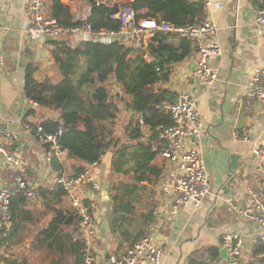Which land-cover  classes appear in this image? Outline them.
<instances>
[{
    "label": "crops",
    "instance_id": "0c3cea01",
    "mask_svg": "<svg viewBox=\"0 0 264 264\" xmlns=\"http://www.w3.org/2000/svg\"><path fill=\"white\" fill-rule=\"evenodd\" d=\"M211 1L212 7L203 10V20L211 21L216 26L213 40L220 48L219 55L208 59V65L215 73L214 83L206 88L198 78L192 77L196 64L193 51L184 61L170 66L169 79L161 85L175 95L186 92L196 100L202 135L195 147L206 167L209 193L198 206L182 207L176 215H170L171 194L163 192L162 184L170 180L173 167L157 155L154 163L161 167L159 178L150 185H141L152 203L150 222L144 223L141 214H135L125 217L122 227L116 229L112 186L123 182L113 175L112 153L106 152L93 170L99 191L94 194L89 187L82 188L85 198L95 201L99 214L92 245L94 264H110V257L122 253L143 236L150 237L165 249L162 264H190V259L204 264H226L227 259H222L219 251L223 249L224 238L232 234L239 235L243 241L238 264H264V253L255 254L256 244L264 246L260 230L237 215L238 210L251 202L249 190L261 193L264 199V163L251 161L254 146L264 138V107L247 98L253 73L264 65V26L256 23V10L264 0ZM25 2L0 0V130L17 135L14 141L0 139V143H5L8 150L23 163L22 169L15 171L0 160V189L20 175L37 196L26 201L24 210L17 211L9 233L5 236L0 233V249L10 247L12 250L1 255L0 259L5 258L14 264H75L68 255L50 254L34 247L38 235L52 219L39 189L50 190L53 185L50 168L44 159V148L33 135L24 131L23 124L58 121L59 111L42 106L32 107L24 95V77L29 66L34 68L33 79L37 83L49 80L55 85L62 80V76L52 59L53 42L56 41L30 39L25 35L28 27ZM59 2L68 9L67 13H59V19L63 22L73 23L75 12L90 8L82 0ZM102 2L119 6L128 0ZM53 7L51 0H45L48 17H52ZM85 41L88 40L81 35L57 40L71 48ZM145 42L148 44L149 40ZM169 42L175 47L179 44L177 39ZM123 43L135 49L129 41ZM106 86L111 100L118 107L117 118L125 119L126 125L134 116L124 108L125 97L119 85L110 78ZM141 128L145 141L148 132ZM244 131L246 141L242 140ZM123 134L124 130L118 136L123 137ZM232 156L237 160L230 174ZM80 165L79 161L66 159L62 163L63 172L71 176L73 167ZM63 201L64 206L70 209L65 197ZM140 203L143 204L142 198ZM62 230L70 233L73 228L62 227ZM211 248H217L218 258L210 257L208 251ZM0 264H4L2 260Z\"/></svg>",
    "mask_w": 264,
    "mask_h": 264
},
{
    "label": "trees",
    "instance_id": "16d2710c",
    "mask_svg": "<svg viewBox=\"0 0 264 264\" xmlns=\"http://www.w3.org/2000/svg\"><path fill=\"white\" fill-rule=\"evenodd\" d=\"M51 1L54 4L52 18L65 27L76 25L61 21L59 13H67L68 9L59 0ZM82 1L90 6L88 23L93 31H118L119 23L112 20L118 9L117 4L102 0ZM131 6L136 12V21L154 19L184 26L200 22L204 16L202 4L192 0H133ZM173 39L179 41L177 47L169 42ZM53 45L52 59L62 80L55 85L49 80L37 83L33 79L34 68L29 66L24 77L25 97L38 106L59 111L58 121H45L41 125L46 132L62 129L59 144L67 152L66 159L82 164L73 167L71 176L79 175L85 167L95 162L99 164L106 152L112 153V173L123 182L112 186V210L117 215L114 227L121 228L125 217L135 214H141L142 221L148 224L152 203L145 187L141 185H150L160 176L161 167L154 163L157 154L151 150L156 143L154 130L160 125H169L164 105L176 97L161 85L169 79L170 66L192 54V42L157 33L147 45V53L152 58L149 63L142 58V51L117 40L109 44L85 41L75 48L57 41ZM110 78L119 85L125 97L124 108L133 116L141 114L142 127L148 132L145 141L142 128L132 117L124 126L123 137L116 135L118 107L111 100L106 86ZM53 168L64 169L55 162ZM39 194L52 219L38 235L35 249L50 254H65L73 258L75 264H81L83 239L78 231L75 214L63 204V191L53 186L50 190L39 189ZM141 198L143 204L140 203ZM26 201L21 195L11 200L12 221L19 209L24 210ZM62 227H72L73 230L65 233ZM208 252L211 258H218L217 248H211ZM259 253H264V246L258 243L255 245V254ZM0 260L4 264H14L5 258ZM190 264L204 263L190 259Z\"/></svg>",
    "mask_w": 264,
    "mask_h": 264
},
{
    "label": "built area",
    "instance_id": "2783aa9c",
    "mask_svg": "<svg viewBox=\"0 0 264 264\" xmlns=\"http://www.w3.org/2000/svg\"><path fill=\"white\" fill-rule=\"evenodd\" d=\"M72 2L74 0H66ZM133 0L118 6L116 14L112 17L119 23L118 31H93L88 23L90 8L83 12L73 14L71 27H65L52 17H48L45 11V0H26L25 13L28 19V27L25 35L30 39L61 40L70 35H81L88 41L101 44H109L113 41H129L133 47L142 51V58L150 62L145 41H150L155 34L161 33L178 39H186L192 42L196 55V64L192 72L193 78H198L201 84L208 88L215 81V73L208 65V59L217 56L220 48L213 40L216 34V26L211 21H200L195 24L174 26L171 23L144 19L136 21V12L131 6ZM202 4L206 10L212 7L211 0H194ZM256 23L264 26V2L256 10ZM78 24V25H77ZM247 98L258 102L264 107V65L256 69L248 84ZM32 107L38 105L27 99ZM164 110L169 117V125H160L155 128L156 143L152 145V152L161 157L169 166L173 167V173L167 183L162 184L164 193L171 194L172 206L170 215L174 216L178 210L186 206H198L209 193V181L205 164L195 143L202 135L199 128V112L194 100L186 92H177L171 103L164 105ZM134 120L142 127V116L136 114ZM26 133L33 135L35 140L44 148L45 162L50 168L51 183L58 186L64 193L68 207L75 213L77 226L83 239L84 251L81 264H94L92 253L93 240L96 237L99 214L94 200L86 199L83 187H89L92 193L99 191L98 182L93 175V170L98 166L95 162L84 169L77 176H67L62 170L53 168V163L62 165L67 158V152L60 144L62 129L54 132H46L40 124H23ZM0 139L14 141L17 135L7 130H0ZM242 140L246 141V131L242 134ZM0 160L9 168L19 171L22 169L20 158L12 154L5 143H0ZM253 163H264V138L256 144L252 150ZM21 195L27 200L34 199L37 194L20 175H16L10 183H6L0 189V233L5 236L12 227L10 204L11 200ZM250 204L238 210L237 215L261 232V240L264 241V199L259 192L249 190ZM155 211L153 215H155ZM222 248L227 252L226 264H238L242 256L243 241L237 234L226 236ZM165 249L155 243L150 237L143 236L130 244L122 253L109 258L110 264H162Z\"/></svg>",
    "mask_w": 264,
    "mask_h": 264
},
{
    "label": "rangeland",
    "instance_id": "374dc122",
    "mask_svg": "<svg viewBox=\"0 0 264 264\" xmlns=\"http://www.w3.org/2000/svg\"><path fill=\"white\" fill-rule=\"evenodd\" d=\"M117 119H118V121L116 122L115 131H116V135L118 136V135H121L122 134V131H123V128H124V125H125L126 121H124L125 119L123 121H122V119H119V118H117ZM121 184L116 183V185H121ZM0 250L2 251V253H0V256L3 255V254H6V252L7 253L8 252H12V250H10V247H7V248L5 247V248L0 249Z\"/></svg>",
    "mask_w": 264,
    "mask_h": 264
},
{
    "label": "water",
    "instance_id": "95a60500",
    "mask_svg": "<svg viewBox=\"0 0 264 264\" xmlns=\"http://www.w3.org/2000/svg\"><path fill=\"white\" fill-rule=\"evenodd\" d=\"M236 160H237V158H236L235 156L230 157V162H231V164H230V165H231V168H230V174L233 173V169H234V167H235V162H236ZM219 255H220L221 258L224 259V260H226L227 257H228L227 252H226L225 249H221V250L219 251Z\"/></svg>",
    "mask_w": 264,
    "mask_h": 264
},
{
    "label": "bare ground",
    "instance_id": "6f19581e",
    "mask_svg": "<svg viewBox=\"0 0 264 264\" xmlns=\"http://www.w3.org/2000/svg\"><path fill=\"white\" fill-rule=\"evenodd\" d=\"M45 10H46V8H45ZM98 163V162H97ZM87 167H89V166H87ZM87 167H85L84 169H86ZM27 200V199H26ZM74 213V212H73ZM75 214V213H74Z\"/></svg>",
    "mask_w": 264,
    "mask_h": 264
}]
</instances>
